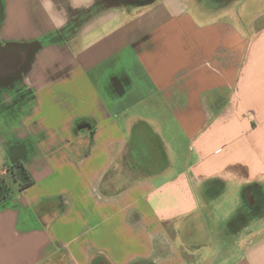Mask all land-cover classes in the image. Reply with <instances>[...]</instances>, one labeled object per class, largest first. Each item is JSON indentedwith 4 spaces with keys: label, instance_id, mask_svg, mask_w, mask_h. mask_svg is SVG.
<instances>
[{
    "label": "crops",
    "instance_id": "0c3cea01",
    "mask_svg": "<svg viewBox=\"0 0 264 264\" xmlns=\"http://www.w3.org/2000/svg\"><path fill=\"white\" fill-rule=\"evenodd\" d=\"M212 3L0 0V173L35 181L0 264H264V0Z\"/></svg>",
    "mask_w": 264,
    "mask_h": 264
},
{
    "label": "trees",
    "instance_id": "16d2710c",
    "mask_svg": "<svg viewBox=\"0 0 264 264\" xmlns=\"http://www.w3.org/2000/svg\"><path fill=\"white\" fill-rule=\"evenodd\" d=\"M223 1L225 0H220L217 5L221 4V2ZM8 169V171L11 172L14 181L19 184L20 192L28 190L35 184L32 175L30 174L29 170L27 169L24 163H18L17 165L9 167ZM13 195L14 191L9 188L7 180L0 179V206L4 204Z\"/></svg>",
    "mask_w": 264,
    "mask_h": 264
},
{
    "label": "rangeland",
    "instance_id": "374dc122",
    "mask_svg": "<svg viewBox=\"0 0 264 264\" xmlns=\"http://www.w3.org/2000/svg\"><path fill=\"white\" fill-rule=\"evenodd\" d=\"M235 1H237V0H225V1L221 2V4L217 5L220 2V0H213V3L212 4H213V6L215 5L216 7H219L221 5L224 8V7L228 6L229 3H231V2L234 3ZM244 2H245V0H244ZM263 17H264V15H263ZM261 18H262V16L256 21V23H255V26L256 27H259V26H261V25L264 24V19H262L260 21ZM5 162H6V154L5 153L2 154L0 152V169H2V168L5 167V165L3 164ZM0 179H6L7 180V183L9 184V188L12 191H14V190L17 191L18 190L19 184L14 181L13 176H12V174H11L10 171H8V175L7 174L0 173Z\"/></svg>",
    "mask_w": 264,
    "mask_h": 264
},
{
    "label": "water",
    "instance_id": "95a60500",
    "mask_svg": "<svg viewBox=\"0 0 264 264\" xmlns=\"http://www.w3.org/2000/svg\"><path fill=\"white\" fill-rule=\"evenodd\" d=\"M11 55V54H10ZM8 59H9V62H8ZM6 59L3 63H2V67H1V71L3 73L5 72H17L19 69L16 67L18 64H19V58H18V55H14L12 54V58H8ZM12 63V64H11Z\"/></svg>",
    "mask_w": 264,
    "mask_h": 264
},
{
    "label": "flooded vegetation",
    "instance_id": "af4514ba",
    "mask_svg": "<svg viewBox=\"0 0 264 264\" xmlns=\"http://www.w3.org/2000/svg\"><path fill=\"white\" fill-rule=\"evenodd\" d=\"M18 163H23L22 161L17 162L16 164H14L13 166L17 165ZM13 166H9V167H13ZM9 170V169H8Z\"/></svg>",
    "mask_w": 264,
    "mask_h": 264
}]
</instances>
